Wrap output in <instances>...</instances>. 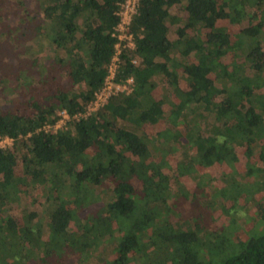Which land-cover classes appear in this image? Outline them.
<instances>
[{
	"label": "trees",
	"instance_id": "1",
	"mask_svg": "<svg viewBox=\"0 0 264 264\" xmlns=\"http://www.w3.org/2000/svg\"><path fill=\"white\" fill-rule=\"evenodd\" d=\"M125 2L0 0V142L13 141L0 148V252L264 264V230L226 246L224 230L174 207L216 197L220 181L229 225L238 171L222 181V168L245 159L247 174L264 171V0H139L115 77L133 91L76 120L110 75Z\"/></svg>",
	"mask_w": 264,
	"mask_h": 264
},
{
	"label": "rangeland",
	"instance_id": "2",
	"mask_svg": "<svg viewBox=\"0 0 264 264\" xmlns=\"http://www.w3.org/2000/svg\"><path fill=\"white\" fill-rule=\"evenodd\" d=\"M132 1L136 2V0ZM121 38H125L123 33L121 34ZM121 46L124 47L127 46V44H123V42L119 43V50H121ZM59 126H61V124H59ZM2 145L7 147L8 145H12V143L10 140H7V142H3ZM246 165L247 162L245 159H243L238 165L228 167L227 171L223 167L222 171L219 173V177L222 179V181H224L225 177L232 176L230 175V171L234 170L235 168H237L238 171L233 173L235 176V184L233 186V192L230 199L232 200V205L234 207L232 210L228 211V217L230 218L229 225H226L227 222H225V218L223 216L221 217L219 211H217V207L219 205L222 207L223 205L222 192H220V190L223 188L219 186L222 184L220 181L218 182L219 184L216 183L218 184V187H214V193L218 194L216 197L214 195L207 196L202 194L201 191H196L193 196H191L190 193L188 199H184L183 201L179 202L176 201L174 207L177 210V218L186 221L190 225L199 223V227L212 233H217L224 230V235L220 237L222 241H225L226 246H232V243L239 244V242H243L252 234L258 235L260 230H264V223L262 222L264 220L263 216H261V212L264 211V171L262 168H260L259 163L257 164L259 167H254L253 172L251 174H247L251 165ZM216 173L218 172L216 171L214 175L217 177L218 175ZM254 185L257 189L254 193L253 201H249L253 193L251 186ZM99 206H102V203H100L97 208H99ZM93 208L94 206L92 209ZM259 208H261V211ZM225 217L228 218L226 214ZM41 221L43 222V220ZM43 225L45 226V222H43ZM5 237L6 236H3L0 233V241H4ZM46 238L47 234H45L44 239ZM42 239L43 237H41L39 241ZM113 240L114 239L107 238L101 247H99L98 251L102 247L103 250L105 247V249H107L108 247L105 244ZM12 251H14L12 254L10 250L0 252V259L6 254L5 258L7 259V264H40V262L37 261V254L33 253V251L31 252L27 250L28 252H16L14 248ZM13 254H16L17 256L14 257ZM86 255H77L76 257V255L72 253L67 254L65 252V254H57L53 251L50 253V255L43 256V258H47V264H90L92 259ZM97 256L98 254L95 256V258ZM28 258L30 260H28ZM0 264H4L3 259L0 260Z\"/></svg>",
	"mask_w": 264,
	"mask_h": 264
},
{
	"label": "built area",
	"instance_id": "3",
	"mask_svg": "<svg viewBox=\"0 0 264 264\" xmlns=\"http://www.w3.org/2000/svg\"><path fill=\"white\" fill-rule=\"evenodd\" d=\"M138 4H139V0H136V2L132 0L130 1L126 0V2L121 7V11L119 12L121 21L117 28V36L121 42H127V46L130 48H134L135 43H134L133 35L129 34L128 30L132 22L133 15L137 13ZM122 33L125 36L124 39L121 38ZM117 49L118 52L114 56L112 60L113 63L110 67V75L108 76L104 87L98 92L97 100L94 101V103L88 107L87 112L85 114H78L74 117V119L80 120L81 118H87L88 116L92 115L94 112H97L101 108H103L108 103V101H110V99H112L113 97L123 93L129 94L133 91V84H134L133 78L127 79V81L124 84L115 82L116 70L118 68L119 56L121 54V50H119V45L117 46ZM61 115H62V120L59 121L57 125H55L54 127L55 130L63 127L65 122L69 120V115H67L66 112L62 113ZM59 124H61V126H59ZM50 128L51 126H46L45 130L48 131ZM7 140H10L11 143H13L11 139L6 138L0 142V148L7 149L9 146H12V145H8L6 147L2 145V143L7 142Z\"/></svg>",
	"mask_w": 264,
	"mask_h": 264
}]
</instances>
